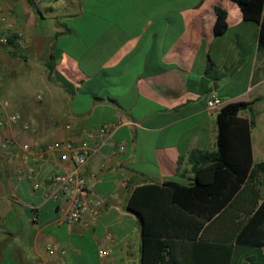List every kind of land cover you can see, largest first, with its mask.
Segmentation results:
<instances>
[{"label": "crops", "instance_id": "1", "mask_svg": "<svg viewBox=\"0 0 264 264\" xmlns=\"http://www.w3.org/2000/svg\"><path fill=\"white\" fill-rule=\"evenodd\" d=\"M217 8L227 12L220 37ZM260 32L231 0H0V38L14 37L0 45V119L20 114L31 126L0 127V264H142V224L130 197L144 184L213 182L217 163L196 176L189 163L195 150H217L219 112L207 106L213 95L225 106L250 104L239 117L254 120L253 162L264 163ZM103 125L113 137L81 173L104 206L96 221L87 215L70 224L48 178L71 166L47 147ZM263 202L260 172L211 222L173 205L172 191L161 186L151 219L154 231L180 219L234 249ZM106 232L114 242L104 245ZM235 264L249 263L240 256Z\"/></svg>", "mask_w": 264, "mask_h": 264}, {"label": "trees", "instance_id": "2", "mask_svg": "<svg viewBox=\"0 0 264 264\" xmlns=\"http://www.w3.org/2000/svg\"><path fill=\"white\" fill-rule=\"evenodd\" d=\"M231 1L240 7L245 21L261 25L259 49L264 51V0ZM216 15L214 30L220 37L228 29L227 12L217 8ZM13 41L14 37H9V45ZM49 67L52 69L53 65ZM249 107V103H234L222 108L217 117V150H195L189 156L193 176L208 165L218 164L211 184L185 186L164 181L161 185L144 184L133 190L128 207L142 224V264H235L240 256L249 264H264V202L234 239V249L225 241L206 240L200 228L180 219H174L164 231H154L151 219L161 186L172 191L173 205L211 222L233 203L255 173L264 175V163L253 162L251 131L255 122L239 117Z\"/></svg>", "mask_w": 264, "mask_h": 264}, {"label": "built area", "instance_id": "3", "mask_svg": "<svg viewBox=\"0 0 264 264\" xmlns=\"http://www.w3.org/2000/svg\"><path fill=\"white\" fill-rule=\"evenodd\" d=\"M2 20L3 22H7V17L2 16ZM14 23H10V27ZM23 41V35L19 34L16 40L17 44L22 45L24 43ZM0 44L9 45V36H2L0 38ZM207 106L211 112H220L225 107V102L220 96L213 95L208 101ZM18 124H22L25 131L31 130L30 124L25 122L20 114H13L0 119V127ZM68 129H70L69 126ZM113 133L114 130L110 126L103 125L94 132H86L82 140L57 142L47 147V150L50 152H60L62 161L69 163L71 166V169L64 173L53 174L48 178L50 183L57 186L52 197L64 212L66 222L70 224L82 222L87 215H90L96 221L101 215L104 200L93 193L90 182L81 172L91 156L99 152L101 147L112 139ZM92 142L94 146H91ZM24 149L29 150V146H24ZM38 187L39 184L36 183L35 188ZM102 242L104 245L113 243V235L110 232H106ZM48 252L55 254L57 247L54 245L48 246ZM109 254L107 250L101 252L102 257H106Z\"/></svg>", "mask_w": 264, "mask_h": 264}, {"label": "rangeland", "instance_id": "4", "mask_svg": "<svg viewBox=\"0 0 264 264\" xmlns=\"http://www.w3.org/2000/svg\"><path fill=\"white\" fill-rule=\"evenodd\" d=\"M60 1H61V0H60ZM37 71H38V70H37ZM26 76H27V75H25V77H26ZM23 77H24V76H23ZM35 80H36V82H37V81H38V77H36ZM22 81H23L22 87H23L24 89L30 88L29 85H27V83H26V82H27V81H26V78H25V79L23 78ZM35 84H36V85H33V86H32V89L35 90V91H36L35 93L37 94L38 91H39V87H40V86L38 85V82L35 83Z\"/></svg>", "mask_w": 264, "mask_h": 264}]
</instances>
